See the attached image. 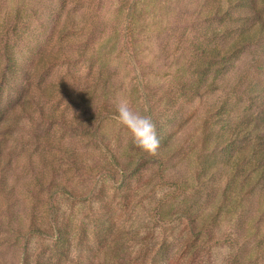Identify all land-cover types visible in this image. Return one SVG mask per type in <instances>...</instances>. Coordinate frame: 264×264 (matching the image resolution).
I'll return each mask as SVG.
<instances>
[{"label": "rangeland", "instance_id": "1", "mask_svg": "<svg viewBox=\"0 0 264 264\" xmlns=\"http://www.w3.org/2000/svg\"><path fill=\"white\" fill-rule=\"evenodd\" d=\"M124 1L0 0V70L7 67L6 48L16 60V74L6 75L0 95V185L6 187L0 189V264H264L260 190L224 214L198 257L184 250L191 237L184 216L207 217L222 204L220 193L214 199L209 190L196 198L207 113L230 89L233 103L241 99L238 112L251 104L248 87L264 89V51L259 45L246 49L220 89L180 96V69L194 60L195 45H209L202 37L203 11L214 0H135L132 33ZM99 75L108 79V89L101 84L92 100L72 98L87 95ZM148 100L155 118L168 125L175 155L163 166L150 164L123 191L105 176L114 167L103 149L123 166L137 163L143 151L128 129L112 116L104 118L99 148L83 132L54 120L84 122L100 109L116 112L120 101L146 116ZM219 175L211 185L227 180ZM183 181L187 186L163 207L166 221L157 219L159 201ZM58 185L66 192L56 196L51 210L56 226L72 238L70 246L56 248V228L46 215L48 187ZM37 225L48 235H31L29 228ZM227 237L236 248L223 243Z\"/></svg>", "mask_w": 264, "mask_h": 264}, {"label": "trees", "instance_id": "2", "mask_svg": "<svg viewBox=\"0 0 264 264\" xmlns=\"http://www.w3.org/2000/svg\"><path fill=\"white\" fill-rule=\"evenodd\" d=\"M123 4L124 8L126 7L129 10L128 30L132 33L134 24L131 20L134 19L133 15L136 13L137 5L135 0H125ZM203 17L207 26L203 29L202 37L210 40V42L207 46L195 45L192 48L194 60L189 61L186 66L184 65L180 69L179 77H182L180 81H176L180 96H202L207 92L220 89V84L226 81L229 71L246 49L259 45L264 51V4L261 5L256 0H214L203 11ZM225 40L232 41L225 46L220 45ZM4 57L7 67L0 70V95L3 85L6 84V75L16 74V60L13 53L6 48ZM262 69L264 70V65ZM182 72L184 73L182 74ZM184 76L189 78L183 80ZM101 84L104 85L103 87L107 85L105 88L108 89V79H104L100 75L93 77L91 80L92 89L89 93L87 95L72 93V98L85 101L86 96H88L92 100L98 95V87ZM259 86L250 85L248 87L245 96L251 104L242 109L241 112H238V106H242L238 102L241 99L233 103L231 99L233 90L230 89L229 96L219 101L207 113L208 118L203 125L202 137V148L205 152L202 153L199 163L200 169L195 175L197 183L196 198L200 200L202 198L201 193L209 190L214 199L215 194L220 193L222 204H217L215 214L213 213L207 217L200 216L199 219V216L194 217L191 213L184 216L191 234V237L186 241L184 250L185 252L189 251L193 257H198L201 250L212 242L214 237L213 228L220 225L219 220L223 219L224 214L225 217L228 213L231 214L230 211H233L234 208L237 209L240 202L249 199L256 191L260 190L264 194V89ZM44 95L49 96L48 92H44ZM242 95L243 93L240 95L241 98ZM175 100L177 98L172 102H175ZM145 105L146 116H150L156 125L159 139L157 152L153 155L143 151L137 163H127L123 166L109 148L105 147L103 149L111 159L114 167L113 171H106L105 176L111 179L118 191L130 188L131 180L139 178L150 164L158 163L163 166L175 155L170 145L171 135L168 133V125L159 122L155 118L153 113L154 103L152 104L148 100ZM254 108L257 112H253ZM115 115L116 112L113 110L100 109L99 112L90 115L84 122L66 123L64 120H54L59 121L65 128L83 132L90 137L91 145L99 147L101 145V123L104 118L114 117ZM55 148L58 149V145ZM69 156L73 167L79 165L75 155L69 154ZM218 173H221V175ZM216 175H225L227 180L220 185L219 183H215V186L211 185V182L216 181ZM214 176L215 179H212ZM187 184L188 182L185 181L173 184L174 191H171L169 195L159 201L155 208L157 219L166 221L165 218L169 216V212L165 214L163 207L168 201L172 200L171 198L176 192L182 191ZM0 189L5 190V185H0ZM48 191L50 193L48 199L49 212L46 219L50 217L56 228L57 237L54 247L57 248L62 244L65 247L70 246L71 233L65 232L56 226L55 216L51 210L56 196L65 193L66 189L58 185L48 187ZM224 211L226 212L223 213ZM176 215L182 216L179 213H175L174 216ZM29 232L31 235H39L40 237L48 235L39 225L31 226ZM219 243L220 241H215V245ZM223 243L235 246V248L237 246L236 241L230 237H227ZM231 260H236V254ZM146 264H159V262L153 260Z\"/></svg>", "mask_w": 264, "mask_h": 264}, {"label": "clouds", "instance_id": "3", "mask_svg": "<svg viewBox=\"0 0 264 264\" xmlns=\"http://www.w3.org/2000/svg\"><path fill=\"white\" fill-rule=\"evenodd\" d=\"M113 118L128 129L135 145L142 151L153 155L157 152L159 139L156 125L150 116L140 115L127 101H120Z\"/></svg>", "mask_w": 264, "mask_h": 264}]
</instances>
